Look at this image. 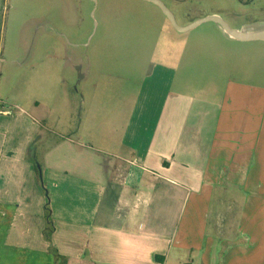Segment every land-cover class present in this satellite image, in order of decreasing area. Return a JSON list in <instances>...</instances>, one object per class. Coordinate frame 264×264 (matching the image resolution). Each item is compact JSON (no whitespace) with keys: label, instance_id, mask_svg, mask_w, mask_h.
Segmentation results:
<instances>
[{"label":"crops","instance_id":"1","mask_svg":"<svg viewBox=\"0 0 264 264\" xmlns=\"http://www.w3.org/2000/svg\"><path fill=\"white\" fill-rule=\"evenodd\" d=\"M162 13L140 79L72 52L56 85L46 31L0 72V264H264V84L199 86L178 43L205 22Z\"/></svg>","mask_w":264,"mask_h":264},{"label":"rangeland","instance_id":"2","mask_svg":"<svg viewBox=\"0 0 264 264\" xmlns=\"http://www.w3.org/2000/svg\"><path fill=\"white\" fill-rule=\"evenodd\" d=\"M163 1L179 22L209 12L221 14L232 26L264 21V0ZM145 2L149 1L0 0V72L6 73L8 66H20L28 58L25 56L39 47L46 31L53 36L52 48L64 51L60 59L53 61L56 85H76L78 81L72 69V52H76L75 59L83 69L116 68L123 73V78L116 80L125 82L127 74L140 79L147 52L156 49L157 42L165 38L160 28L152 24L164 18L162 9L156 19L158 16L147 10ZM178 44L186 52L182 69L189 70L199 86L206 76L221 86L229 78L264 84V40H227L215 23L208 21L188 31ZM133 52H139V56ZM3 90L12 92L13 85H3ZM58 260L57 264L66 263Z\"/></svg>","mask_w":264,"mask_h":264},{"label":"water","instance_id":"3","mask_svg":"<svg viewBox=\"0 0 264 264\" xmlns=\"http://www.w3.org/2000/svg\"><path fill=\"white\" fill-rule=\"evenodd\" d=\"M157 5H159L168 18L171 20L173 25L181 31L189 30L200 23L206 21H214L218 24L222 32L230 39L238 41H254V40H264V21H254L245 23L239 27H232L219 15H208L201 19L194 21L187 26H180L173 14V12L167 7V5L162 0H150Z\"/></svg>","mask_w":264,"mask_h":264},{"label":"trees","instance_id":"4","mask_svg":"<svg viewBox=\"0 0 264 264\" xmlns=\"http://www.w3.org/2000/svg\"><path fill=\"white\" fill-rule=\"evenodd\" d=\"M47 215H48V224H49V229L47 230V236H49L50 233H51V229H52V228H50V226L52 225V219H51V216H50V208L48 209V213H47ZM55 258H56L57 260H58V259H61V255L58 254L57 252H55Z\"/></svg>","mask_w":264,"mask_h":264}]
</instances>
